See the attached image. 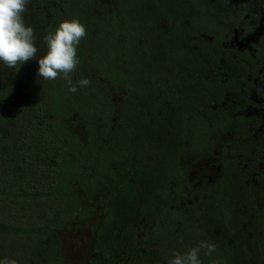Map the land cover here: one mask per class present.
<instances>
[{"label": "trees", "instance_id": "1", "mask_svg": "<svg viewBox=\"0 0 264 264\" xmlns=\"http://www.w3.org/2000/svg\"><path fill=\"white\" fill-rule=\"evenodd\" d=\"M231 8L29 0L37 59L16 69L0 62V260L168 264L200 236L227 252L217 260L201 251L202 264H264V191L242 198V172L219 156L231 139L253 137L251 92L264 87V43L257 57L226 51ZM73 19L87 31L71 73L76 93L62 76L38 75L43 37ZM218 165L223 175L207 184ZM260 166L249 171L262 178ZM237 195L242 212L229 210ZM248 222L253 236L240 230Z\"/></svg>", "mask_w": 264, "mask_h": 264}, {"label": "flooded vegetation", "instance_id": "2", "mask_svg": "<svg viewBox=\"0 0 264 264\" xmlns=\"http://www.w3.org/2000/svg\"><path fill=\"white\" fill-rule=\"evenodd\" d=\"M229 3L232 4V8L230 23H226L225 25L226 42H229L226 51L233 55H235V52L238 54L244 53L246 55L253 52L255 57H257V48L262 47L264 43L262 42L264 41V0H229ZM174 29L183 30V27L178 23ZM262 78L264 85V74ZM251 96L254 98V101L252 107L249 108L248 111L252 116L256 114V119L252 120L249 124L253 132V137H247L246 140H239V142L231 139L230 145H228V147L226 146V150L219 152L220 157L224 154L225 159L229 161L228 169L230 171L236 174L242 172V177L237 176L239 192L242 198L248 193L255 194V191L258 193L264 191V175L260 178L259 173L256 171L254 175L252 171H249L252 168V163L255 165V169L256 164L261 163L260 170H264V87H262L259 92L256 91V89H252ZM253 125H255V127ZM250 140L254 141L253 147L250 148L251 152L247 151V146H245V144H249ZM224 141L227 142L228 140L225 139ZM211 159L216 161L213 162L209 159H205L200 163L198 168H203L208 164L219 163L220 161L219 157ZM210 170L214 172L215 175L207 177L206 182L207 184H214L218 181V178L223 175V169L222 166L218 165L216 167H211ZM220 194V191L212 193V195L217 198ZM242 198L239 195H237L236 200L234 199L232 201L230 198L229 210L242 212ZM215 201H218V199ZM244 212L246 211L244 210ZM252 225L253 222H248L243 225L240 230L247 234L249 232L251 233L250 235L253 236V231H251ZM209 235L210 233L207 230L206 236L208 239ZM201 241L209 242V240L197 236L194 241H192L190 249L198 246ZM227 241L230 243L232 239L227 236ZM226 253L227 252H219V250H217L215 259L220 260L219 258L223 255H227ZM118 261L121 262L122 259ZM116 262L117 261H115V263Z\"/></svg>", "mask_w": 264, "mask_h": 264}, {"label": "clouds", "instance_id": "3", "mask_svg": "<svg viewBox=\"0 0 264 264\" xmlns=\"http://www.w3.org/2000/svg\"><path fill=\"white\" fill-rule=\"evenodd\" d=\"M28 3L29 0H0V62L10 69L20 68L22 64L37 59L39 52L34 29L24 20ZM86 35L85 25L76 19L61 22L54 34L45 35L43 41L47 52L38 60V75L45 80H56L62 76L72 85L71 73L79 65L78 46ZM77 83L86 87L90 81L81 79ZM68 91L76 93L78 88L72 85ZM202 250L204 255H210L216 251V246L201 241L183 254L175 252L168 264H202ZM0 264H17V261L4 258Z\"/></svg>", "mask_w": 264, "mask_h": 264}, {"label": "rangeland", "instance_id": "4", "mask_svg": "<svg viewBox=\"0 0 264 264\" xmlns=\"http://www.w3.org/2000/svg\"><path fill=\"white\" fill-rule=\"evenodd\" d=\"M75 254H76V252H75Z\"/></svg>", "mask_w": 264, "mask_h": 264}]
</instances>
